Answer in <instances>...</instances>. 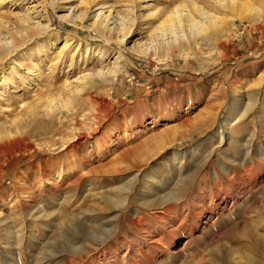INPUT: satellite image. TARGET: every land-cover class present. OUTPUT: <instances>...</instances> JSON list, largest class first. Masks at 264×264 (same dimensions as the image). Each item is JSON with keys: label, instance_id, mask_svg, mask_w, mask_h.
Here are the masks:
<instances>
[{"label": "rangeland", "instance_id": "obj_1", "mask_svg": "<svg viewBox=\"0 0 264 264\" xmlns=\"http://www.w3.org/2000/svg\"><path fill=\"white\" fill-rule=\"evenodd\" d=\"M50 1L0 7V32L44 7L51 23L0 58V264H264V0H243L250 17L232 31L174 47L152 32L174 6L233 15L208 0H99L155 12L124 46L59 17L79 0ZM113 48L114 82L77 93ZM231 112L243 117L221 141Z\"/></svg>", "mask_w": 264, "mask_h": 264}, {"label": "bare ground", "instance_id": "obj_2", "mask_svg": "<svg viewBox=\"0 0 264 264\" xmlns=\"http://www.w3.org/2000/svg\"><path fill=\"white\" fill-rule=\"evenodd\" d=\"M16 1L17 0H0V7H3V5L7 3L13 4V2ZM60 1L61 0H52L50 1V3L54 5V2ZM64 1L69 2L71 0ZM142 2L144 1H141V3ZM208 2H210L211 7L215 11H228L231 15H233L232 18L230 16V18H222L216 15L215 12L213 13V10H208L202 7V5H200L199 3L193 2L190 3V6H188L186 2H182L179 5L174 6L173 10H170V12H168L167 14L163 12L165 13V16L162 20L159 18L160 16L157 17V19L159 18L161 21L157 24L158 26L152 28L153 34L156 35V42L160 45H167L170 47L179 45L182 42L181 40L183 39L184 41L186 40L189 43L195 42L198 36L207 34L214 36L215 34H223L227 31H232L233 21L235 19L242 21L246 19L248 20L250 17L247 15V13L250 14L251 12L245 9L246 3L243 0H208ZM107 4L108 3L102 4L99 2V0H79V4L77 6L74 5L75 7L70 6L68 9L66 8V11L68 13L59 17L64 20H68L76 27H86L87 29H91L95 33H100L103 37H105L106 43L108 44L114 39L116 42L124 46L130 42V39L133 37V30L138 23H140L141 25H147L151 20H154V18H156L155 12L151 10L143 12L144 9H140L139 11H137V9L135 10L133 8L129 9V11L127 10L128 14L126 16H121L117 11L113 9V6H108ZM58 6H61V4H59ZM149 6V4H146L143 7L148 8ZM248 9L255 11L257 10V7L252 6ZM42 12V21L38 20L36 22H30L28 21L29 19L27 20L25 17V20L21 19L22 23L18 29H11V31L6 30L5 32H0V58L2 60L8 57L11 52L17 50L18 48H21L28 41V39L32 38L34 35L45 34L50 29L51 23L47 15V7H44V9H42ZM138 27L140 28L139 25ZM1 29L2 25L0 24V30ZM131 49L132 51L134 50L139 54L146 55L149 52L150 48H146L144 45H139V43H134ZM93 50L96 51L97 54L100 53V58L104 57V53L101 52V48L99 46L93 47ZM112 52H114L112 57V66L105 72L99 70L96 73L85 75L83 74L81 77H79L76 81L79 82V85L76 88L77 93H80L82 91L85 92V90H89V88H94L95 90V88H97V85L99 84H110L114 82L119 68L125 62V57L117 49L113 48ZM31 106H29L28 108H30ZM261 110H264V102L262 103ZM35 111V108H30L28 113L31 115L34 114ZM233 113L229 115L227 122L222 127V132L219 133V135H221V141H223L224 138L227 139L229 137L226 134L232 135L231 133L233 131L234 125L243 117H239L238 114L233 115ZM153 119L155 120V122H153V124L152 122L150 123V125H152L150 129H153L155 127L154 125L157 119ZM234 121L236 122L233 124ZM260 122L261 121L258 120L259 126ZM6 134L7 135L5 136V138H8L9 133ZM161 143L162 141H159V144ZM256 151L257 158L260 161L255 162V164L258 167H262L264 166V150L256 149ZM171 200H173V198L169 199L168 202H170ZM261 219L264 224V217ZM262 242L264 243V241H261V243ZM263 243L262 246H264Z\"/></svg>", "mask_w": 264, "mask_h": 264}]
</instances>
